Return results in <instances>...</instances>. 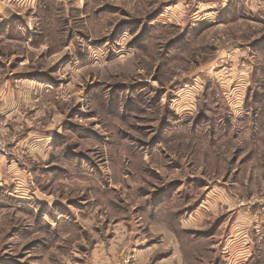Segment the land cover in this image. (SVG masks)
I'll use <instances>...</instances> for the list:
<instances>
[{
	"label": "rangeland",
	"instance_id": "rangeland-1",
	"mask_svg": "<svg viewBox=\"0 0 264 264\" xmlns=\"http://www.w3.org/2000/svg\"><path fill=\"white\" fill-rule=\"evenodd\" d=\"M9 18L0 264L139 247L264 264V0H25Z\"/></svg>",
	"mask_w": 264,
	"mask_h": 264
},
{
	"label": "crops",
	"instance_id": "crops-1",
	"mask_svg": "<svg viewBox=\"0 0 264 264\" xmlns=\"http://www.w3.org/2000/svg\"><path fill=\"white\" fill-rule=\"evenodd\" d=\"M12 8L16 9V6L13 3H9V2H2L1 3L0 2V24L5 23L7 20L10 19L9 17L11 15ZM217 25H219L220 28H222L221 30L224 31V30L228 29L227 26L230 25V22H227V21L226 22L224 21L221 23L218 22ZM218 48H222V45H220ZM2 115H4V111H2L0 109V117H2ZM24 144L28 145L27 139L25 140ZM30 155H32V154H30ZM167 232H168L167 230L159 231V233H161L162 237L165 239L167 237ZM149 250H151V249L150 248L146 249V247H139L137 250L133 251L131 264H146V262L148 261L147 256H149V254L151 253V251H149ZM173 253L170 256H168L167 258L160 259L159 262L156 264H167L172 257H175V254H173ZM175 260L177 261V259H175ZM234 262H236V261H234Z\"/></svg>",
	"mask_w": 264,
	"mask_h": 264
},
{
	"label": "built area",
	"instance_id": "built-area-1",
	"mask_svg": "<svg viewBox=\"0 0 264 264\" xmlns=\"http://www.w3.org/2000/svg\"><path fill=\"white\" fill-rule=\"evenodd\" d=\"M0 2L13 3L16 7H22L25 4V0H0Z\"/></svg>",
	"mask_w": 264,
	"mask_h": 264
}]
</instances>
